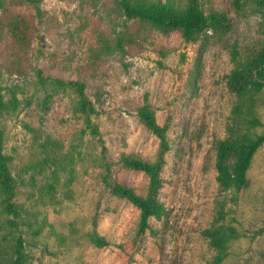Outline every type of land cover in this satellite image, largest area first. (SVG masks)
<instances>
[{
  "label": "rangeland",
  "instance_id": "1",
  "mask_svg": "<svg viewBox=\"0 0 264 264\" xmlns=\"http://www.w3.org/2000/svg\"><path fill=\"white\" fill-rule=\"evenodd\" d=\"M199 3L224 13L230 31L185 41L126 20L118 0H37L39 11L0 0V134L19 214L10 226L0 194V264L13 259L18 237L23 264H216L206 231L221 226L234 237L219 264H264V142L239 191L220 192L214 167L216 141L263 132L250 120L264 124V88L237 96L227 82L264 44V7ZM15 21L28 28L24 42L9 32ZM58 80L85 84L98 135ZM144 104L167 127L169 150L157 194L165 212L140 233L138 208L113 197L102 177L145 195L148 178L120 162L158 156V139L135 116ZM93 234L108 245L96 247Z\"/></svg>",
  "mask_w": 264,
  "mask_h": 264
},
{
  "label": "trees",
  "instance_id": "2",
  "mask_svg": "<svg viewBox=\"0 0 264 264\" xmlns=\"http://www.w3.org/2000/svg\"><path fill=\"white\" fill-rule=\"evenodd\" d=\"M239 0H236L238 2ZM38 10L37 0H29ZM260 5L264 7V0H259ZM118 5L123 11L126 20L137 21L145 24L160 33L168 35L172 32H180L185 41L191 40L195 35L205 31L225 35L231 29L230 20L224 13L209 12L205 13L199 3V0H186L182 5L176 4L174 0L165 2L147 1V0H118ZM9 32L14 39L24 42L27 38L25 30L19 23L11 22L8 24ZM40 77L41 72L37 71ZM70 88L74 89L77 103L76 113L84 116L86 125L92 135H98L97 127L90 120L91 116H98L99 111L94 102L86 95L85 84L80 81H62ZM227 85L229 90L237 96H243L248 93H259L264 88V44L251 55L245 62L237 64L231 71ZM135 116L155 138L159 141L158 156L154 161H145L134 155H122L121 165L124 169L143 173L148 178L145 195L137 194L131 187L112 181L109 174L102 177V182L109 189L113 197L123 199L134 205L139 210L138 232L143 233L148 229V220L158 218L165 212L163 205L157 199L158 189L160 188L161 178L159 176L160 165L163 162V154L169 150L166 138L167 127L157 123L153 111L147 104L136 109ZM251 126L263 127L261 134H246L239 138H226L218 140L215 143V182L220 192L239 191L246 184V174L250 168L253 155L264 142V124L258 120L251 119ZM109 167H106L108 172ZM0 194L2 196V212L11 216L8 224L16 227L14 221L19 218L18 211L12 203L15 196V187L12 178L8 172L6 159L2 153V137L0 134ZM210 239L211 246L217 250L214 259L216 264L222 262L225 257L226 244L234 237V231L231 228L219 227L206 231ZM91 242L96 247H104L108 242L104 238L93 234ZM23 245L22 239L17 238L13 248V259L9 264H23Z\"/></svg>",
  "mask_w": 264,
  "mask_h": 264
}]
</instances>
